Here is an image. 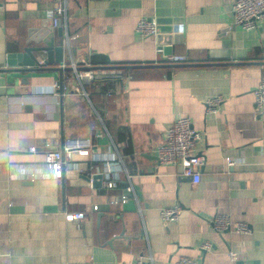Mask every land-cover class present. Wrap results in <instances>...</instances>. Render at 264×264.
<instances>
[{"label": "crops", "instance_id": "0c3cea01", "mask_svg": "<svg viewBox=\"0 0 264 264\" xmlns=\"http://www.w3.org/2000/svg\"><path fill=\"white\" fill-rule=\"evenodd\" d=\"M233 1L66 0L59 34L47 16L54 0H0V264H175L182 257L264 264V113L254 94L264 78V20L242 28ZM142 17L178 20L169 24L180 28L170 32V54L156 36L137 33ZM43 24H51L62 60L53 54L44 63L42 53L40 69L17 70L24 67L9 64L8 55ZM170 55L185 61L163 60ZM72 63L120 70L124 78L82 84ZM152 64L185 65L138 67ZM122 65L135 67L114 68ZM60 77L62 93L52 87ZM216 97V111L208 112L207 100ZM177 117L201 133L196 183L181 165L161 164L155 155ZM78 141L88 149L71 152L81 170L66 169L57 179L41 167L46 152ZM104 156L113 157V188L92 184ZM23 167L35 177L19 173ZM126 175L134 194L125 189ZM122 194L125 203L107 202ZM176 205L177 220L165 223L160 210ZM71 212L84 217L68 220ZM215 215L245 223L248 232L216 231Z\"/></svg>", "mask_w": 264, "mask_h": 264}, {"label": "built area", "instance_id": "2783aa9c", "mask_svg": "<svg viewBox=\"0 0 264 264\" xmlns=\"http://www.w3.org/2000/svg\"><path fill=\"white\" fill-rule=\"evenodd\" d=\"M55 5L47 11L48 18L52 21V26L55 27L57 22L62 19L66 20V0H54ZM232 14L234 23L240 25L246 30H251L257 27L258 23L264 20V0H234L232 5ZM136 31L141 37L156 36L159 33V23L155 18H140L136 23ZM160 50V49H159ZM158 50V51H159ZM164 61L176 63L184 62L185 57L180 55L165 56ZM42 60L38 59L37 65L40 66ZM72 74L80 83L89 81L106 79V78H124L120 70H96L87 68L78 70L75 63H72ZM53 88H57L58 84L54 83ZM255 102L258 110L264 113V78L261 79L258 86L254 90ZM106 95H110V91H106ZM220 101L219 97L207 100V111L215 112L216 105ZM201 138V133L195 130L190 120L187 117H177L171 126H169L163 136V140L155 147V155L159 163L165 165H181L182 174L189 177L193 182H198L200 179V171L204 159L200 153L194 151L196 142ZM75 142L67 144L63 151H48L45 153L44 162L41 165L43 169L54 175L57 179H62L66 169L75 168L81 170L80 167L72 161L71 152L76 149L78 154L87 155L88 149L85 146L86 142ZM113 157H101L102 166L96 173L102 176L101 187L103 189L113 188L115 180L112 177V169L110 162ZM227 164L233 166L234 159H228ZM26 173L31 177H35L36 173L30 169L23 167L21 172ZM32 179V178H31ZM126 191L134 194V187L130 181V176L126 175ZM128 199L126 194L107 197V202L110 204L125 203ZM180 207L178 205L171 208H163L159 214L161 219L166 223L177 220ZM84 217L83 212H71L66 214L68 220H78ZM212 225L216 231H224L232 229L237 233H247L248 226L242 222H232L228 217L215 215L212 218ZM210 243L201 244V249L207 251ZM231 259H234L233 253H230ZM132 264H146L142 258H138ZM175 264H196L192 259L180 258Z\"/></svg>", "mask_w": 264, "mask_h": 264}, {"label": "water", "instance_id": "95a60500", "mask_svg": "<svg viewBox=\"0 0 264 264\" xmlns=\"http://www.w3.org/2000/svg\"><path fill=\"white\" fill-rule=\"evenodd\" d=\"M178 20H171L170 19H160L158 21L159 23V33L156 35V41L158 43V48H163V51L166 52V54H170L171 51L169 49V44L172 40V37L170 35L171 31L179 32L180 28L170 27L171 22H177ZM58 27V33L61 34V28L59 27V22H57ZM49 29V30H48ZM51 29V24L46 25L43 24L39 28H33L32 32L26 39V45L22 48L21 51L10 53L8 55V63L12 65H20L24 68H19L17 70H28L33 71L40 69L39 67H35L38 63L39 58L37 55L45 53L46 58L44 63H52L53 62V54H55V60L60 62L62 60V47L61 46H53L52 43V35L49 32ZM177 36H173L174 41H176ZM31 42L36 43L37 45L30 44ZM40 42H43L44 45H39ZM185 64H152V65H139L138 67H144V66H180ZM135 67L134 65H122V66H115L114 68H132ZM106 68V67H104ZM58 71H61L62 69L60 67L56 68ZM64 70H68L70 68L65 67ZM59 85H58V92L62 93V77L59 79ZM101 179L102 176L100 173H95L92 176V184L94 186L101 185Z\"/></svg>", "mask_w": 264, "mask_h": 264}, {"label": "trees", "instance_id": "16d2710c", "mask_svg": "<svg viewBox=\"0 0 264 264\" xmlns=\"http://www.w3.org/2000/svg\"><path fill=\"white\" fill-rule=\"evenodd\" d=\"M109 79H111V78H109ZM105 79H100V80H96V81H98V82H102V81H104Z\"/></svg>", "mask_w": 264, "mask_h": 264}]
</instances>
